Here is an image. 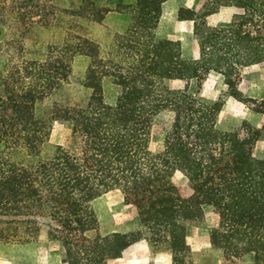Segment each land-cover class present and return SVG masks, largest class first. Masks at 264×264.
<instances>
[{"label": "trees", "instance_id": "16d2710c", "mask_svg": "<svg viewBox=\"0 0 264 264\" xmlns=\"http://www.w3.org/2000/svg\"><path fill=\"white\" fill-rule=\"evenodd\" d=\"M164 1L114 0V9L128 8L123 13L131 18L106 54L96 42L71 34L52 41L39 59L0 47V242L15 245L44 234L67 264H108L132 242L145 240L152 254L185 264L187 225L201 223L209 206L216 217L211 245L226 259L251 254L254 264H264V125L243 122L242 135L219 130L220 103L170 86L173 79L200 77V70H219L225 60L231 68L227 53L204 58L216 45L246 55L256 39L242 28L253 13L264 18V0H207L200 15L187 10L190 16H182L180 10L179 18L194 21L199 60L182 58L177 42L156 37ZM11 2L17 14L31 6L43 26L58 13L52 0ZM96 2L79 0L72 11L101 21L112 7ZM5 3L0 1V22ZM222 7L237 9L228 27L197 22ZM263 21L254 26L264 28ZM228 36H235V47ZM79 56L88 59L78 79L85 95L71 103L60 98L49 111L50 120L69 129L72 145L48 149L50 124L36 108L62 88ZM262 60L257 54L237 63ZM110 87L115 92L109 97ZM176 171L187 177L189 191L173 184ZM117 188L136 208L141 226L102 235L92 204Z\"/></svg>", "mask_w": 264, "mask_h": 264}, {"label": "rangeland", "instance_id": "374dc122", "mask_svg": "<svg viewBox=\"0 0 264 264\" xmlns=\"http://www.w3.org/2000/svg\"><path fill=\"white\" fill-rule=\"evenodd\" d=\"M6 1V9L2 11L4 22H0V33L3 34L0 36L2 37L0 47L5 48L7 45L9 48H21L23 55L30 59L41 58L52 41L66 34L90 39L99 45L101 54H106L112 46L115 35L124 30L131 18L128 12L123 13V11L129 10L128 8L119 11L118 7L117 10L114 9V0H97V5L112 7V11L107 12L101 21L89 20L74 14L72 10H77L79 0H52L58 7L57 16L48 26H43L38 22L31 6L18 10V14L17 10L9 8L13 4L11 1L22 2L23 0ZM122 1L124 4H132L135 0ZM206 2L207 0H165L161 4L156 37L177 42L182 58L199 60L202 53L193 34L194 21L179 18L178 12L181 10L182 16H190V13L187 12L190 10L200 15ZM236 12L237 9L235 10L233 7H222L203 19L197 18L198 16L196 18L197 22H205L210 27L226 28L232 22ZM19 15L22 18L20 20L18 19ZM252 18L251 24L246 25L245 29L242 28L243 31L248 32L251 37L256 39L255 45L250 44V51L246 55L242 54L243 57H238L234 50L220 49V45L205 51L207 55L204 53L205 59H214L213 56L227 53V62L234 69L232 66L226 69L225 60L221 64L222 66H219V70L209 69L206 72L200 70V74H202L200 77L192 78L186 82L177 79L170 82L172 88L186 87L192 94L220 103L221 110L216 118V128L222 131L237 129L240 135L243 131V122L254 128L264 125V60L242 67L237 63L239 60L251 59L257 54L264 56V28L254 26L264 18H259L258 13H253ZM13 33H20V35L14 37ZM233 38L229 37L232 46L235 47L236 42ZM87 64L86 57H76L71 75L66 83L56 94L46 98L36 108L38 117L50 124L48 149L55 144L72 145L69 129L63 123L50 120L49 111L51 104L59 102L60 98L63 100L67 98L71 103L79 101L85 95L78 79ZM227 76L230 81L227 80ZM114 92V89L110 87L106 93L110 97L114 95ZM159 133L160 130L156 124L152 132L154 145L158 142ZM261 146L262 142H259L257 148L260 149ZM172 182L189 191L187 177L182 172H174ZM92 206L100 220L102 235L111 233L113 229L120 233L140 229L141 224L136 208L125 201L124 194L119 188L101 196L93 202ZM203 216L201 223L194 222L187 225L185 240L189 247V253L185 264H254L255 260L251 254H246L239 259H226L221 249L214 248L210 243L209 234L215 225L216 217L209 206H204ZM125 223L129 225L127 229L124 227ZM53 244L54 242L49 241L44 234L15 245L0 242V264H39L40 252L54 248ZM55 261L56 259L50 257L48 264H55Z\"/></svg>", "mask_w": 264, "mask_h": 264}, {"label": "crops", "instance_id": "0c3cea01", "mask_svg": "<svg viewBox=\"0 0 264 264\" xmlns=\"http://www.w3.org/2000/svg\"><path fill=\"white\" fill-rule=\"evenodd\" d=\"M100 197H98L97 199H99ZM98 224H99V231H101V223L99 219H98ZM128 226H129L128 224L127 225L126 223L124 224L125 229H127ZM112 232H119V231L113 229ZM53 245H55L54 248H50L48 250H43L42 252H40L39 264H48V260L50 257L56 259L55 264H67L62 260V257H60L61 253L59 250V246L55 243ZM171 263L172 260L169 254L166 253L152 254L148 243L143 240L132 242L124 249H122L118 257L108 261V264H171Z\"/></svg>", "mask_w": 264, "mask_h": 264}]
</instances>
